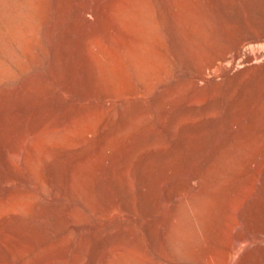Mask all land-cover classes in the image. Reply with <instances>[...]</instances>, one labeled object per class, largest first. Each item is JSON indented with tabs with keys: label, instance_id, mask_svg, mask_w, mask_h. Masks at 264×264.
Masks as SVG:
<instances>
[{
	"label": "rangeland",
	"instance_id": "1",
	"mask_svg": "<svg viewBox=\"0 0 264 264\" xmlns=\"http://www.w3.org/2000/svg\"><path fill=\"white\" fill-rule=\"evenodd\" d=\"M0 264H264V0H0Z\"/></svg>",
	"mask_w": 264,
	"mask_h": 264
}]
</instances>
